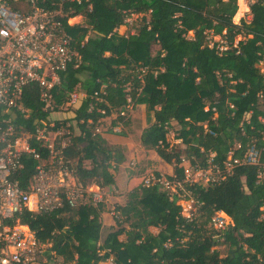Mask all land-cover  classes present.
Masks as SVG:
<instances>
[{
    "label": "trees",
    "instance_id": "obj_1",
    "mask_svg": "<svg viewBox=\"0 0 264 264\" xmlns=\"http://www.w3.org/2000/svg\"><path fill=\"white\" fill-rule=\"evenodd\" d=\"M71 8V16L83 18L67 30L80 61L60 74L54 100L56 109L70 92L85 95L62 114L73 121L74 136L64 157L74 162L78 183L118 187L124 151L95 134L94 125L113 111H125V116L113 118L111 128L125 121L126 85L132 104L145 109L140 144L173 166L169 180H181L186 165L205 166L209 153L220 164L230 151L240 156L251 141L264 158V74L258 68L264 62V5L255 2L251 19L239 25L232 23L236 0H83ZM126 13L143 15L127 37L118 32ZM206 31L225 38L229 49L220 54L209 48ZM238 35L237 48H232ZM24 105L30 111L27 127L34 119L46 120L36 86L25 92ZM170 130L181 147L168 142ZM238 144L241 148L234 150ZM40 153L46 158L45 151ZM22 163L16 178L25 186L36 162L24 156ZM257 182V168L244 166L216 186L191 188L202 204L201 216L192 221L181 216L180 206L165 191L138 184L115 207L116 228L103 238L104 203L50 214L25 210L19 221L37 240L50 244L40 264H98L110 256L114 264H264V221L259 220L264 179ZM214 211H223L233 223L224 234V256L212 250L216 243L207 225Z\"/></svg>",
    "mask_w": 264,
    "mask_h": 264
},
{
    "label": "built area",
    "instance_id": "obj_2",
    "mask_svg": "<svg viewBox=\"0 0 264 264\" xmlns=\"http://www.w3.org/2000/svg\"><path fill=\"white\" fill-rule=\"evenodd\" d=\"M239 1L247 7L238 24L232 20L234 25L251 19L250 7L255 2L264 5V0ZM239 1L236 0V4ZM82 2L0 0V264H40L44 260L50 244L37 240L29 227L20 223L19 215L25 210L50 214L64 207L96 208L118 193L113 186L91 184L84 187L74 177V162L64 157V150L72 144L74 131L73 121L64 120L62 114L85 95L78 91L70 92L66 94L64 103L55 109L54 91L60 85V74L69 66L76 67L80 61L73 38L67 30L82 24V16L70 15L71 5ZM142 16L126 13L121 27L133 28L132 22L140 20ZM134 33L135 28L124 36ZM187 37H192V32ZM235 39L232 48H237L241 37ZM205 42L220 54L229 49V42L211 31L205 32ZM144 72L145 69H142L138 78L141 79ZM33 85L38 89L42 112L48 113V116L46 120L34 119L32 125L27 127L30 111L24 105V94ZM129 92L130 87L126 85L127 108L132 105ZM94 95L95 102L101 103L102 99ZM92 109L90 105L88 112ZM204 111L207 112L208 107ZM96 112L105 113L101 109ZM118 115L125 116V111H120ZM18 117L21 121L19 125L16 124ZM105 118H99L95 123V134L102 133L101 124ZM120 127L118 124L112 131L120 133ZM240 148L239 144L234 146V150ZM40 150L46 152V158L41 157ZM24 156L32 158L36 164L26 185L22 186L16 176L23 169ZM214 158L215 154L209 153L205 166L186 165L181 180H169L161 173L147 172L140 186L165 191L170 200L174 199L180 206L181 216L192 221L201 216L202 204L194 198L191 188L216 186L235 168L244 166L257 168V183L264 179V158L254 141L240 156H234V152L230 151L221 164L216 163ZM259 211V220L264 221V203ZM111 214L116 217L114 208ZM207 226L213 232L212 239L216 243L212 250L220 252V247L225 248L224 234L233 227L232 220L223 211H214ZM98 264H114L113 257Z\"/></svg>",
    "mask_w": 264,
    "mask_h": 264
},
{
    "label": "rangeland",
    "instance_id": "obj_3",
    "mask_svg": "<svg viewBox=\"0 0 264 264\" xmlns=\"http://www.w3.org/2000/svg\"><path fill=\"white\" fill-rule=\"evenodd\" d=\"M239 3L237 2V10L232 19L236 24L239 23V18L245 14L244 12L246 11L247 7L245 3H240V6ZM237 14L238 16H236ZM81 22L83 23V21ZM132 23L133 28H130V26L121 27L118 31L119 34H127L131 29L138 27L140 20L136 19ZM239 38L240 36H236L235 40H239ZM156 49V47L153 48V50ZM258 68L260 72L264 74V62L260 63ZM127 110L128 115L125 117V121L123 123H119L121 126L120 132H122V135L121 133H114L111 130L113 129V127L111 128L112 119L117 118L118 116L117 111H113V115L109 117L106 122L101 124V129L104 130L102 131V135H104V138L107 140L108 144L122 148L126 157L125 162L118 168V174L116 176L118 185L116 189L118 193L115 196L106 199L103 213H101V220L103 224L102 238L106 233L109 232V230H111V228H116L115 216L111 214V209H115L117 205L120 203L124 204L126 201L125 196L128 190L126 189L125 185L128 181V178L132 180V184L130 185L131 190L140 184L142 177L147 172H159L166 177L168 175V171L173 169V166L168 165L159 159L154 151L147 150L140 144V134L146 127L145 109L141 106H134L132 104L129 108H127ZM167 140L171 145L181 147L180 141L174 139L173 130L169 131ZM151 231L155 232L156 230L151 228ZM119 238L122 239L123 237L121 236ZM219 250L221 256L226 255V248L220 247Z\"/></svg>",
    "mask_w": 264,
    "mask_h": 264
},
{
    "label": "crops",
    "instance_id": "obj_4",
    "mask_svg": "<svg viewBox=\"0 0 264 264\" xmlns=\"http://www.w3.org/2000/svg\"><path fill=\"white\" fill-rule=\"evenodd\" d=\"M142 107V106H141ZM107 119H109V117H107V118H105L104 120H103V123L104 122H106L107 121ZM104 131V130H103ZM103 134V132L100 134V135H102ZM103 137H104V135H102ZM120 167V166H119ZM118 167V168H119ZM157 173H159V172H157ZM172 173H173V169H171V170H169L168 171V175L167 176H171L172 175ZM132 184V180H128L127 182H126V185H125V187H126V189L127 190H130V185ZM113 187H115V188H117L115 185L113 186ZM132 187V186H131ZM121 204V203H120ZM102 229H103V227H102ZM123 239V238H122Z\"/></svg>",
    "mask_w": 264,
    "mask_h": 264
}]
</instances>
